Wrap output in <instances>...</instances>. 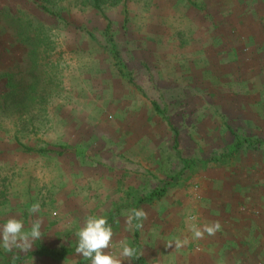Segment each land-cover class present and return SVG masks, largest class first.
<instances>
[{"label": "rangeland", "instance_id": "1", "mask_svg": "<svg viewBox=\"0 0 264 264\" xmlns=\"http://www.w3.org/2000/svg\"><path fill=\"white\" fill-rule=\"evenodd\" d=\"M94 5L0 0V227L43 220L0 264H90L41 253L76 247L88 215L113 226L106 251L137 249L131 264H264V0ZM235 134L256 142L231 157Z\"/></svg>", "mask_w": 264, "mask_h": 264}, {"label": "clouds", "instance_id": "2", "mask_svg": "<svg viewBox=\"0 0 264 264\" xmlns=\"http://www.w3.org/2000/svg\"><path fill=\"white\" fill-rule=\"evenodd\" d=\"M30 214H35L40 211V204L34 203L28 209ZM148 218V212L144 208H132L124 217V227L126 231H132L134 228L143 226V221ZM136 221L134 224L133 222ZM43 220L36 218L32 221L29 230H25L22 219L11 216L6 223L0 227V247L7 252H12L14 249L19 251H28L32 248L33 242L41 239L43 233L41 227ZM222 225L219 221H214L209 224L199 226L193 223L190 226V232L193 239H201L207 233L215 235L220 231ZM77 246L75 252L90 261V264H123L127 261L128 264L134 259H137V249L127 241H121V251L117 255L114 252L106 251L109 249L115 232L113 226L109 224L108 218L105 215H88L83 225L76 233ZM189 243L187 237L183 239L175 237L165 243V247L181 248Z\"/></svg>", "mask_w": 264, "mask_h": 264}, {"label": "trees", "instance_id": "3", "mask_svg": "<svg viewBox=\"0 0 264 264\" xmlns=\"http://www.w3.org/2000/svg\"><path fill=\"white\" fill-rule=\"evenodd\" d=\"M102 1L103 0H93V2L95 4L94 7L97 10L103 9L102 5H101ZM235 137H236V143L233 146V150H232L233 152H232L231 157L236 155L242 149V147L254 144L256 142L252 138H241V136H239L238 134H235ZM261 142L264 143V139L261 140ZM167 191H168L167 187L159 188V189L155 190L154 192H152L149 196L141 197L139 200V203L144 204V203H152L154 201H158L162 197L165 196ZM75 249H76V247H72V248L71 247L70 248L69 247H63L60 250L43 247L41 253L45 254V255H49V256L54 257V258H58V257H64V256L71 254V253H75ZM13 263H14L13 260L12 261L8 260V261H3L1 264H13ZM15 263L18 264L19 262H15Z\"/></svg>", "mask_w": 264, "mask_h": 264}]
</instances>
